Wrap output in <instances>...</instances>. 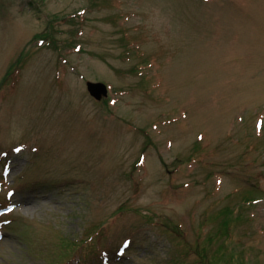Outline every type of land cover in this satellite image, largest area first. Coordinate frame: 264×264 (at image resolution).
<instances>
[{
  "label": "rangeland",
  "instance_id": "obj_1",
  "mask_svg": "<svg viewBox=\"0 0 264 264\" xmlns=\"http://www.w3.org/2000/svg\"><path fill=\"white\" fill-rule=\"evenodd\" d=\"M216 226L206 262L264 264V0H0V264H196Z\"/></svg>",
  "mask_w": 264,
  "mask_h": 264
},
{
  "label": "trees",
  "instance_id": "obj_2",
  "mask_svg": "<svg viewBox=\"0 0 264 264\" xmlns=\"http://www.w3.org/2000/svg\"><path fill=\"white\" fill-rule=\"evenodd\" d=\"M16 69L14 70V72H10L11 73V75H12V79L15 81L14 83H13V85H15V83H16V81H17V79H18V76H17V73H16ZM201 140H198L197 142H196V149H195V151H194V153L190 156V158L189 159H193V158H196V159H198L199 161H204V156H205V154H206V152H204V149H202V144H201V142H200ZM188 161H190V160H188ZM227 218H228V216H227ZM227 220V219H226ZM226 220H225V222H226ZM225 222H224V224H225ZM219 228L220 227H217L216 226V228H215V230H214V233L211 235V236H209L208 237V239H207V241H198V245H197V247H196V249H197V252H198V254H199V260H196V264L198 263V264H210V262H206V261H208V257L209 256H211V255H213V253H215V252H213L212 253V249H211V245H212V243L215 241V239H216V237H217V233H219ZM178 229H179V227H178ZM222 229V228H221ZM221 229H220V231H221ZM176 230V229H175ZM204 244V246L202 247V245ZM225 245V244H224ZM223 245V246H224ZM226 246V248L228 249V246L227 245H225ZM91 247V246H90ZM230 253H231V251H230V248H229V250H228ZM226 253H227V251H225ZM226 253L224 254V255H226ZM189 254H188V252H187V250L185 251V254L183 255V256H188ZM216 256V255H215ZM236 258V259H235ZM246 260V258H245V256H242V254L241 253H237V256L236 257H234V256H232V259H231V262H230V264H235V263H241V262H243V261H245ZM244 263V262H243Z\"/></svg>",
  "mask_w": 264,
  "mask_h": 264
},
{
  "label": "water",
  "instance_id": "obj_3",
  "mask_svg": "<svg viewBox=\"0 0 264 264\" xmlns=\"http://www.w3.org/2000/svg\"><path fill=\"white\" fill-rule=\"evenodd\" d=\"M87 85L90 93L98 100H101L109 95V88L105 82L88 81Z\"/></svg>",
  "mask_w": 264,
  "mask_h": 264
}]
</instances>
